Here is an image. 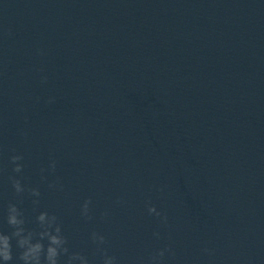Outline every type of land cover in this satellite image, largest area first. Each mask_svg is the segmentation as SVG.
<instances>
[{"label": "water", "instance_id": "water-1", "mask_svg": "<svg viewBox=\"0 0 264 264\" xmlns=\"http://www.w3.org/2000/svg\"><path fill=\"white\" fill-rule=\"evenodd\" d=\"M9 203L90 264L92 232L118 264H264V0H0L5 233Z\"/></svg>", "mask_w": 264, "mask_h": 264}, {"label": "clouds", "instance_id": "clouds-1", "mask_svg": "<svg viewBox=\"0 0 264 264\" xmlns=\"http://www.w3.org/2000/svg\"><path fill=\"white\" fill-rule=\"evenodd\" d=\"M11 163L14 165L12 171L21 173L23 165L19 161L23 160L22 155H13L10 157ZM49 168L55 171L56 161H51ZM45 169H41L43 173ZM15 193L19 196L25 192V187L21 181L15 177H9ZM46 179V177H42ZM49 188L59 186L62 189V184L56 182L50 183ZM31 195L39 197L40 191L38 188L28 189ZM118 203L120 201H117ZM91 198L84 201L81 206V216L87 220H92L90 213ZM34 205L39 204V200L33 201ZM149 215L155 214L161 217L163 222H167V216L162 215L153 205L148 206ZM108 212L105 211L102 217H107ZM7 224L12 229L10 233L0 231V264H61V258L67 257L63 264H90L86 255L81 252H70L68 239L63 234L59 218L55 214H49L47 211H42L36 217V222L39 230H29L25 227V218L23 211L15 203H9L7 209ZM159 236V233H154ZM91 241L97 247V252L102 258V264H118L117 257L109 255L107 249L101 246L107 243L104 235L92 232ZM15 240V247L18 250L14 256L12 241ZM47 241L45 245L44 241ZM171 252V249L158 250L152 253L146 264H163L165 252ZM174 254V253H173Z\"/></svg>", "mask_w": 264, "mask_h": 264}]
</instances>
